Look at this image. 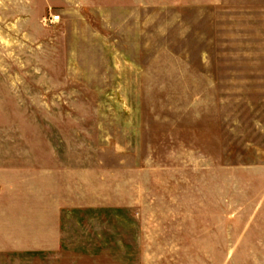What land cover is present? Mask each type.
<instances>
[{
    "label": "rangeland",
    "instance_id": "374dc122",
    "mask_svg": "<svg viewBox=\"0 0 264 264\" xmlns=\"http://www.w3.org/2000/svg\"><path fill=\"white\" fill-rule=\"evenodd\" d=\"M238 4L0 0V264L248 262L264 103Z\"/></svg>",
    "mask_w": 264,
    "mask_h": 264
},
{
    "label": "crops",
    "instance_id": "0c3cea01",
    "mask_svg": "<svg viewBox=\"0 0 264 264\" xmlns=\"http://www.w3.org/2000/svg\"><path fill=\"white\" fill-rule=\"evenodd\" d=\"M237 9L238 46L240 62L238 67L239 82L245 83L248 91L255 92L264 103V0H238ZM264 184V173H262ZM264 186V185H263ZM262 217L239 219L232 225L239 226L238 254L242 259H249L246 264H264V194L262 198ZM224 220V225H227ZM217 247L220 255L231 256L225 241L230 236L224 232L218 234ZM5 248L0 247V252Z\"/></svg>",
    "mask_w": 264,
    "mask_h": 264
},
{
    "label": "built area",
    "instance_id": "2783aa9c",
    "mask_svg": "<svg viewBox=\"0 0 264 264\" xmlns=\"http://www.w3.org/2000/svg\"><path fill=\"white\" fill-rule=\"evenodd\" d=\"M59 16L58 15H56V16H52V18H51V22H56L57 20H59Z\"/></svg>",
    "mask_w": 264,
    "mask_h": 264
}]
</instances>
